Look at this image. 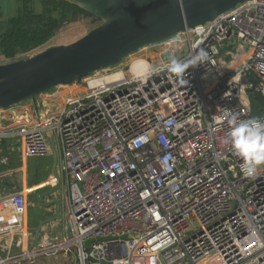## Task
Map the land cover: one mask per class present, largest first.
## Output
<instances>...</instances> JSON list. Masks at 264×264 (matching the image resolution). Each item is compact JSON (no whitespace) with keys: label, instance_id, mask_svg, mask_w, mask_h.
<instances>
[{"label":"built area","instance_id":"obj_1","mask_svg":"<svg viewBox=\"0 0 264 264\" xmlns=\"http://www.w3.org/2000/svg\"><path fill=\"white\" fill-rule=\"evenodd\" d=\"M150 46L152 60L136 57L47 93L56 101L33 122L0 124V142L18 136L24 157L48 155L54 133L69 192L67 233H41L27 251L0 253V264H264V165L245 176L228 142L233 121L252 119L251 93L264 96V0ZM199 49L207 52L200 65L167 70ZM149 66L163 70L138 79ZM4 201L20 227L26 198L0 192Z\"/></svg>","mask_w":264,"mask_h":264},{"label":"water","instance_id":"obj_2","mask_svg":"<svg viewBox=\"0 0 264 264\" xmlns=\"http://www.w3.org/2000/svg\"><path fill=\"white\" fill-rule=\"evenodd\" d=\"M69 1L100 18L101 23L74 42L52 45L34 55L1 63L0 109L32 101L38 113L39 96L118 66L141 48L211 21L245 0ZM252 84L256 86L254 80ZM251 96V118L260 119L264 116V96L258 90ZM55 202L60 211V201ZM47 222L38 226L33 246Z\"/></svg>","mask_w":264,"mask_h":264},{"label":"crops","instance_id":"obj_3","mask_svg":"<svg viewBox=\"0 0 264 264\" xmlns=\"http://www.w3.org/2000/svg\"><path fill=\"white\" fill-rule=\"evenodd\" d=\"M48 97L43 94L37 98L39 111H43L47 107L45 104L50 102ZM50 103L52 104V102ZM37 114L33 102L26 101L3 109L0 124L3 128L8 129L15 124L31 123L36 119ZM49 137L50 152L43 157L22 156L20 152L22 142L16 135L3 138L0 142V192L3 194L14 191L21 192L27 203L26 212L22 216L18 228L12 227L14 225L12 206L8 201L0 203V228L11 225V229L8 231H0V247H3L0 249V253L3 256L10 250L19 253L30 249L33 246L38 226L43 221L48 222L43 225L40 234L49 232L65 235L67 233L69 192L66 174L62 167V148L54 133L51 132ZM38 162H41L42 166L40 174ZM63 175L66 178L65 185ZM55 201H60V211ZM63 203L67 207L65 216L62 213ZM66 261L73 262V257L67 260L59 257L49 261L48 264H70Z\"/></svg>","mask_w":264,"mask_h":264},{"label":"trees","instance_id":"obj_4","mask_svg":"<svg viewBox=\"0 0 264 264\" xmlns=\"http://www.w3.org/2000/svg\"><path fill=\"white\" fill-rule=\"evenodd\" d=\"M69 12L100 19L69 0H0V55L12 60L44 45L68 21Z\"/></svg>","mask_w":264,"mask_h":264},{"label":"clouds","instance_id":"obj_5","mask_svg":"<svg viewBox=\"0 0 264 264\" xmlns=\"http://www.w3.org/2000/svg\"><path fill=\"white\" fill-rule=\"evenodd\" d=\"M207 58V52L199 49L188 61L181 62L173 57L167 70L177 75H182L189 67L200 65ZM163 69L156 66H149L148 69L138 79L146 80L156 72ZM228 133V142L232 150L238 154L243 163L242 173L247 177H254L257 169L264 165V121L249 119L236 123Z\"/></svg>","mask_w":264,"mask_h":264},{"label":"rangeland","instance_id":"obj_6","mask_svg":"<svg viewBox=\"0 0 264 264\" xmlns=\"http://www.w3.org/2000/svg\"><path fill=\"white\" fill-rule=\"evenodd\" d=\"M3 4L6 5L5 2H3ZM16 5L13 6V8ZM38 10H41L42 5H36ZM10 7V5H9ZM9 7H1V9L3 11H7ZM69 19L68 21L63 22V25L61 26V28L56 32V34L51 37L44 45L34 49L33 51L27 53L25 56L23 57H28L31 55H34L42 50H44L45 48L52 46V45H60V44H69L71 42L76 41L77 39L81 38L82 36H84L85 34H87L92 28H94L95 26H97L99 23H101V20H96L95 18H92L90 16H85L84 13H78V14H74L73 12H69ZM231 49L233 48V46L230 47ZM155 47H151L150 45L148 47H143L141 48L138 52L134 53V55H130L129 57H127L124 60V63H130L134 58L136 57H141V56H145V57H149L150 60L153 59V51H154ZM10 61L9 59H7L6 57H4L3 55H0V64L1 63H6ZM159 59H154V63L158 62ZM59 87V86H58ZM56 87V93L60 94L61 93H66L69 90H73L74 87H60L58 88ZM51 101L54 103L56 101V99L52 98ZM37 165L40 167L39 168V174L42 171V166H41V162H38ZM65 175H63V183L65 185ZM67 211V207L65 205V203H63L62 206V213L65 216V213ZM49 261H52V259H41L39 261H37L35 264H48ZM70 262V261H69Z\"/></svg>","mask_w":264,"mask_h":264},{"label":"bare ground","instance_id":"obj_7","mask_svg":"<svg viewBox=\"0 0 264 264\" xmlns=\"http://www.w3.org/2000/svg\"><path fill=\"white\" fill-rule=\"evenodd\" d=\"M137 66H138V68H142V69L146 67L144 63H139L138 65H136V67Z\"/></svg>","mask_w":264,"mask_h":264}]
</instances>
